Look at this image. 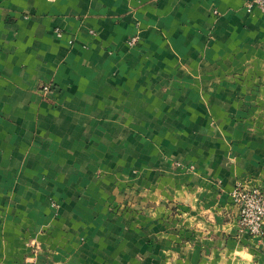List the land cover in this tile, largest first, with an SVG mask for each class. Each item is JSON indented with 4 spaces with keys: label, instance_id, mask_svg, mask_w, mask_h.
I'll use <instances>...</instances> for the list:
<instances>
[{
    "label": "crops",
    "instance_id": "obj_1",
    "mask_svg": "<svg viewBox=\"0 0 264 264\" xmlns=\"http://www.w3.org/2000/svg\"><path fill=\"white\" fill-rule=\"evenodd\" d=\"M239 182L264 190L257 7L0 0V264H264Z\"/></svg>",
    "mask_w": 264,
    "mask_h": 264
},
{
    "label": "built area",
    "instance_id": "obj_2",
    "mask_svg": "<svg viewBox=\"0 0 264 264\" xmlns=\"http://www.w3.org/2000/svg\"><path fill=\"white\" fill-rule=\"evenodd\" d=\"M246 6H255L264 13V0H246ZM56 34L60 35L59 31ZM138 40L135 35L129 39V44L134 45ZM230 195L238 207L239 232H247L255 238L264 236V190L239 183Z\"/></svg>",
    "mask_w": 264,
    "mask_h": 264
},
{
    "label": "rangeland",
    "instance_id": "obj_3",
    "mask_svg": "<svg viewBox=\"0 0 264 264\" xmlns=\"http://www.w3.org/2000/svg\"><path fill=\"white\" fill-rule=\"evenodd\" d=\"M239 183H240V182H239ZM239 183H237V184H239ZM237 184H236V185H237ZM236 185H235V186H236Z\"/></svg>",
    "mask_w": 264,
    "mask_h": 264
}]
</instances>
